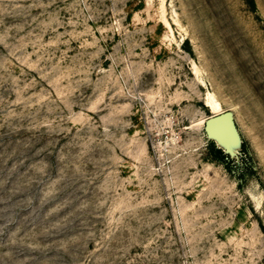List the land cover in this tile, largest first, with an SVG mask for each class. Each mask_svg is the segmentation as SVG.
Listing matches in <instances>:
<instances>
[{"label":"rangeland","instance_id":"1","mask_svg":"<svg viewBox=\"0 0 264 264\" xmlns=\"http://www.w3.org/2000/svg\"><path fill=\"white\" fill-rule=\"evenodd\" d=\"M0 264H264V0H0Z\"/></svg>","mask_w":264,"mask_h":264},{"label":"bare ground","instance_id":"2","mask_svg":"<svg viewBox=\"0 0 264 264\" xmlns=\"http://www.w3.org/2000/svg\"><path fill=\"white\" fill-rule=\"evenodd\" d=\"M206 104L210 107L213 113H218L221 111V107L216 100H213L211 96L206 98ZM221 132L213 131L211 135L214 136L220 144L230 152L234 151L239 143V137L236 131L229 130L228 127H223Z\"/></svg>","mask_w":264,"mask_h":264},{"label":"water","instance_id":"3","mask_svg":"<svg viewBox=\"0 0 264 264\" xmlns=\"http://www.w3.org/2000/svg\"><path fill=\"white\" fill-rule=\"evenodd\" d=\"M224 126L228 127L229 130L236 131V128H235V125H234V121H233V114L229 110H222V111H220L218 113H212L205 120V130H206L207 134L210 135V136H212L211 132H213V131L221 132L223 130L222 128ZM212 137H214V136H212ZM226 152H230V151L226 150Z\"/></svg>","mask_w":264,"mask_h":264},{"label":"trees","instance_id":"4","mask_svg":"<svg viewBox=\"0 0 264 264\" xmlns=\"http://www.w3.org/2000/svg\"><path fill=\"white\" fill-rule=\"evenodd\" d=\"M242 146H244V143H243V141H242ZM218 150H219V153H221V152H222L220 148H219Z\"/></svg>","mask_w":264,"mask_h":264}]
</instances>
